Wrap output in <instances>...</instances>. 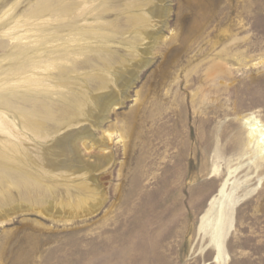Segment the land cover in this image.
<instances>
[{"label":"rangeland","instance_id":"374dc122","mask_svg":"<svg viewBox=\"0 0 264 264\" xmlns=\"http://www.w3.org/2000/svg\"><path fill=\"white\" fill-rule=\"evenodd\" d=\"M134 1L0 0V97L26 112L33 101L61 98L86 110L78 125L42 139L22 128L27 115L0 108L14 136L0 133V149L12 140L23 154L22 172L0 183V264H264V169L250 170L231 142L243 117L264 124V0ZM138 16L147 22L140 26ZM28 62L38 67L17 69ZM122 70L127 87L115 81ZM60 72L64 88L28 83L52 87ZM103 94L119 102L93 127ZM83 130L91 138L79 147L82 161L103 155L106 131L109 163L83 178L49 171L52 141ZM227 179L240 202L228 257L217 263L199 225Z\"/></svg>","mask_w":264,"mask_h":264},{"label":"bare ground","instance_id":"6f19581e","mask_svg":"<svg viewBox=\"0 0 264 264\" xmlns=\"http://www.w3.org/2000/svg\"><path fill=\"white\" fill-rule=\"evenodd\" d=\"M139 3L140 2L138 0L132 2V4H136V7L140 8L141 4ZM155 13L159 16L160 15L159 9ZM64 14L65 15L70 14V9L68 7L64 9ZM136 20H137V23L140 24V26L144 25L147 22V19L143 18L142 16L136 17ZM134 24L136 25V23ZM55 30L56 31H67V30L76 31L75 29H70L67 26H62V27L59 26ZM91 32L92 31H90V33ZM78 35H81L83 38L88 39L89 31L80 30ZM149 38L153 39V35H151V37ZM100 43L101 44L109 43V38L100 37ZM48 51L49 52L46 53L47 54L46 56H50L51 54L55 53V51H52V52L51 50H48ZM73 52L75 54L76 53L82 54L83 49L77 48ZM20 53H24V51L22 50L20 51ZM51 65L52 63L49 64V66ZM145 65L146 64L144 63L143 66ZM29 66H32L33 68L38 67L37 65H35V63L28 62V63L20 65L17 69L25 70V68ZM136 67L139 68V66H136ZM75 68L73 70H75ZM104 70L108 72V69H104ZM66 72H60V74H57L58 83H56L52 87L49 86L48 84L42 83V81L40 82L39 80L37 81L32 80V81H29L28 83L31 86L43 87L45 89H49V88L52 89L54 87L64 88L66 87L65 85L66 83L64 81ZM126 73L127 72L123 70L117 72L116 79H115L117 85L127 87L130 84L129 78H127ZM29 84H28V88H31ZM107 85H108V82L105 79L98 78V85H97L98 89H101V90L106 89L108 87ZM25 96L23 94L22 97H18V98H21L20 100L23 104H26V103L29 104L30 100L27 99V96L26 97ZM95 99L96 100L94 101V107L96 108V113L94 116L93 114H91L90 117L93 119V121H91V124H93V127L94 126L98 127V125H100L102 120L104 119L103 115L108 113L110 110H112V108L116 106L119 101L115 94H103V95L96 96ZM32 103H31V108H32L31 111L26 112V111H22L21 108L16 107L14 105L15 103L12 104V102L7 100L5 96L0 97V108H7L9 109V111H12L13 109H15V110H18L17 112L19 115H27L28 116L27 119L24 120L21 124L22 128L30 131L34 136L42 138V139L49 138L51 134H57L58 132L64 130L65 128H71V127L78 125L79 123H81L78 117L86 113V110H84L83 104H80L76 100L67 101L64 98H61V102L57 103L56 105H51V106L48 104H46L45 106H41V104L37 102L35 103V101H33ZM242 120H244L245 122L244 123L245 128L243 129V131L234 135L233 139L231 140L232 146H233L232 148L238 151V153L240 152L242 156H247L249 158V162H251V164L248 165V166H251V168L249 167L250 170L254 172L255 171L259 172L260 170L264 169V124H262L259 120L255 119V117L248 116V115L246 117H243ZM43 132L45 133L43 134ZM0 133H2L3 135H6L10 139L14 138V136H12L13 134L10 130V126H8L5 119H3V113L1 112H0ZM102 136L103 138H105V141L100 142V145L97 148L100 152L103 153V155L100 156V158H98L94 164H87L83 162L82 159L80 158L79 147L81 146V143H83L84 140L91 138V135L88 133L87 130H83L77 133H69V134H66L52 141V145L47 150L48 156H46V165L48 166L49 171L63 169L64 172L67 171V172H71L72 174L77 173L79 174L77 175L78 178H83L89 171L94 170L97 167L99 168L103 165L108 164L109 161L111 160L110 152H108L110 135L108 132L103 131ZM96 146H97V142H96ZM49 156L66 157V158L70 157V159H67L69 163H66L64 161L57 162V161L50 160L48 158ZM22 157H23V154L19 151V146L15 145V143L12 140L10 142L3 143V149L2 150L0 149V183L10 176L9 173L22 172V170L20 169ZM169 167L170 166H167V168ZM219 169L217 165H214L213 173H212L213 177L220 176ZM259 173L261 174L263 172L260 171ZM230 174H232L231 171L230 173L228 172V177L231 176ZM228 179L223 181V183L219 187L217 195L214 196L210 200L209 205L207 206L208 209L206 210L205 214L202 216L201 222L199 225V234H201L202 236V241L203 240L205 241L203 249L204 250L208 248L212 249L214 252V262H217V263L225 261V259H227L228 257L225 253V242L227 241L229 233L233 230V227L235 224L234 211L240 202V198L235 195L234 190L226 191V186L228 184L227 182L229 181ZM260 180L262 181L263 179H260ZM249 182L250 181L247 182V180H245V184ZM239 187L238 189L240 190ZM244 198H247V197H244ZM199 236L200 235H198V237Z\"/></svg>","mask_w":264,"mask_h":264}]
</instances>
